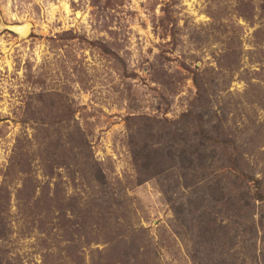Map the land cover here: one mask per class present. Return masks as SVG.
Segmentation results:
<instances>
[{
    "label": "rangeland",
    "instance_id": "1",
    "mask_svg": "<svg viewBox=\"0 0 264 264\" xmlns=\"http://www.w3.org/2000/svg\"><path fill=\"white\" fill-rule=\"evenodd\" d=\"M28 21L25 38L1 28ZM51 123L52 134L68 129L69 155L82 152L105 177L101 187L80 164L53 171L52 188L82 191L106 212L108 219L100 211L93 222L76 220L88 232L75 243L92 241L85 249L55 222L45 233L29 227L20 207L31 183L38 193L47 187L28 141ZM199 124L234 148L200 142ZM231 154L259 187L223 171ZM226 181L235 184L233 203L220 199ZM257 192L264 194V0H0V198L10 207L0 264H264Z\"/></svg>",
    "mask_w": 264,
    "mask_h": 264
},
{
    "label": "trees",
    "instance_id": "2",
    "mask_svg": "<svg viewBox=\"0 0 264 264\" xmlns=\"http://www.w3.org/2000/svg\"><path fill=\"white\" fill-rule=\"evenodd\" d=\"M242 11L243 10H241V12ZM241 16L246 20H251L253 17V13L252 12L250 14L244 13L241 14ZM196 85L201 93L203 87L201 83L197 81V79H196ZM162 124L171 126L173 123L170 122L169 124L167 123V121H162ZM54 127L55 125L53 123H51L48 126H43L42 129L45 130L47 134L44 136L37 137L35 140H33L34 142L31 140L28 141V144H32L35 146L36 149L34 150V152L38 153V156L41 159L46 171L44 176L47 177L49 181L47 187L40 193L36 191L35 185L31 183V186L27 192V196L25 197L27 198V203L24 205V207L23 206L20 207L23 209V211L24 208L27 210L25 217L28 220V223L30 225L29 227L33 229H37L42 233H45L46 231H52V229H48L49 228L48 222L51 223L55 222L56 229L60 230L61 233L63 234H67L68 241L74 242L71 245L75 246L77 249H80L79 247H81V249H85L86 246H90V243L92 241L90 240L91 239L90 237H89L90 239L87 237L84 242H81V245L79 243H75V242H79L81 237L83 236L86 237L85 234L88 232V230L83 231L79 229L78 226L80 225V222H82V224L93 222L94 219L98 218L100 211H102V208H100V211L99 209L95 210L94 208H97L98 204L95 203L94 205L92 201H89L91 200V197L89 195H86L87 197L85 196L86 198H88V200H85V197H82V193H81L82 191L77 192L76 190L68 194L66 191H63L61 189V187L59 186V184H57V182L54 183V187L52 188L51 183L52 180L54 179L53 171L56 170V168H61V167L68 168L70 166L73 165L76 166L77 164H80V167L77 169L81 172L83 171L84 175L88 174V176H90L91 179H93L96 185L101 187L106 185L105 177L100 165L98 163L95 164L90 163L88 161L90 160V158L85 157V155L82 152L77 151L74 153V156L71 157L67 150L70 145L74 144L71 143V140L73 139L71 135H69L70 137H68L63 134L64 131L68 129L66 128V126H61L60 127L61 129L56 128L52 134L51 130ZM199 128H200V132H199L200 136L198 137L199 138L198 140L200 142H202L203 140L205 144H208L209 141H206V139H208L213 142V145L217 146L220 149L227 147L234 148L235 142L232 138H227L224 140L218 137L212 138L209 136L210 134L209 132L208 135L206 134V130L201 124H199ZM21 144L22 143L16 145L15 147L16 154H18L19 156H23L24 154V152L22 151L24 145ZM29 148L30 146L27 147V149ZM74 149L78 150V147L73 146L72 150ZM156 149L159 150V148ZM152 151H155V149ZM133 152H141V148L136 147V145H134ZM13 157H15V155ZM17 158H18V164H22L23 157H16V159ZM137 166L141 171L142 163H140V165L138 164ZM15 167H17V165L12 162V164L9 166V169L13 170L15 169ZM222 169L227 174L233 175L232 177L245 176L248 179L254 180L255 187L256 186L259 187V181L253 178L252 176H249L244 173V170L242 169L241 164L239 163V158L234 154H231L227 158V162L226 164L223 165ZM35 181L37 182L38 179L35 178ZM222 185L220 187L221 193H219L221 201L222 199L223 202L226 200L228 201L229 199L230 203H233V201L236 199L237 194L230 195L228 193L233 190L232 186L235 184L233 182L230 183V181H226L225 184ZM105 192L108 193V191ZM36 194H38L39 197L35 198ZM239 196H243V195H239ZM257 197L258 198L264 197V194L257 192ZM240 199H242V197H240ZM238 201L240 200L238 199ZM115 205L117 208L118 207L121 208V204H119L116 200H115ZM108 207L109 206L105 205L103 208L105 211H107L106 209ZM9 209L10 207H8V204H5L4 200L0 198V242L5 241L8 235L6 233L8 228L7 214L9 213ZM104 213L106 212H103V217L105 219H108L107 216L105 217ZM78 219L80 220V222L76 221ZM208 224L211 225V223ZM72 225L75 227V233L72 232L74 230V228H72ZM215 231H217V229L213 230V232ZM76 234H77V239L75 238ZM71 245H67V246H71ZM4 252L7 251L4 250ZM136 255L137 256L141 255L139 249L137 250ZM4 259H7V255L0 256V261Z\"/></svg>",
    "mask_w": 264,
    "mask_h": 264
},
{
    "label": "water",
    "instance_id": "3",
    "mask_svg": "<svg viewBox=\"0 0 264 264\" xmlns=\"http://www.w3.org/2000/svg\"><path fill=\"white\" fill-rule=\"evenodd\" d=\"M33 24L31 22L24 23H1V28L15 33L20 38L30 35Z\"/></svg>",
    "mask_w": 264,
    "mask_h": 264
}]
</instances>
